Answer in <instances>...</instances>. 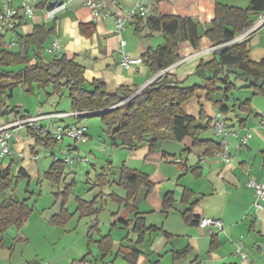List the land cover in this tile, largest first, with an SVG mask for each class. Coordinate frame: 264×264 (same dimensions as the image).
Instances as JSON below:
<instances>
[{
  "label": "crops",
  "instance_id": "0c3cea01",
  "mask_svg": "<svg viewBox=\"0 0 264 264\" xmlns=\"http://www.w3.org/2000/svg\"><path fill=\"white\" fill-rule=\"evenodd\" d=\"M54 1L65 3L66 7L54 20H48L45 12ZM112 1L106 0L108 8L103 13L93 12L85 5V0H47L44 7V0H11L9 5L13 8H20L23 4H28L35 9L34 18L22 24L17 29L16 34L30 36L36 26H44L46 29L53 30L41 52L46 62L60 56H65L69 60L74 59L84 67V78L87 84L91 85L96 80L101 81L104 83L105 91L108 94H114L121 87L130 88L137 93L166 74L174 82H185V87L203 85L200 79L194 77L196 68L201 61L211 62L217 52L207 38L203 37L198 50H195L189 43H184L180 47L181 59L179 62L165 71L153 73L144 55L149 50L155 51L163 46L164 43H161L160 38L155 36L159 33L150 32L143 25L142 33L137 34V20L134 19L126 23L127 27L132 29V34L124 31L118 35L115 31L114 18L107 17L104 13L112 12V9L118 7L129 8L138 0H115L116 7L112 5ZM149 1L151 10L148 17L159 15L191 17L199 23L201 34L213 27L212 23L215 19V9L218 3L239 9L249 7V0ZM3 8L4 2L0 0V11ZM257 18L260 16H252L251 20L255 22L254 20ZM82 26L86 27L84 31L81 29ZM0 32V37L4 35V41L9 45L8 51L18 52L15 35L8 31L12 38L7 42V32L4 33L2 30ZM246 32L237 35L231 44L247 40L249 59L254 63L263 62L264 26L248 38H245ZM143 34H145V40H140L141 42L138 39L134 40L133 35L142 36ZM121 40L126 41V54L133 60H143L141 64L134 65L129 70L121 67ZM55 43L59 46L58 50L50 52L49 50ZM35 50L36 46L33 45L30 49L31 57H33ZM1 51H3V47H0ZM23 67L17 66V71ZM5 70L17 72L14 71V67ZM233 78L231 77V81ZM240 84L241 87H237V90L232 92L231 100L224 103L226 107L230 108V111L225 115V128L229 132L239 133L238 138L232 136L229 138L230 152L227 161L221 159L218 156L219 153L212 150L207 151L206 147L195 146L190 138H185L181 142L160 141L154 151L150 150L147 143L133 151L111 143L114 152H110L108 158L104 160L105 167L101 168V175L104 176V181L109 182V184L104 183L102 187L99 186L101 183L100 174H96L95 181V189L101 187L107 189V192L105 193L98 188L94 198L88 201L85 199V195H74V189L77 186L75 181L77 170L74 168L67 170V164L55 157L53 162L59 160L64 165L66 164L62 181L57 185L59 188L63 185L64 188L58 192V196L56 195V198H62L60 210L48 219L49 223L52 225V218L66 210L71 218L63 226L65 229L63 235L68 238L70 234L76 232L83 218H94L86 217L79 211L84 203L94 202L99 213L91 226L100 233L99 217L102 214H107L108 225L111 228L108 234L101 236L100 239L110 236L113 240L112 251L107 257L102 256L104 258L102 262L111 256L113 257L112 264H115L119 259L122 260V264H126L124 257L130 252L129 249H138L141 255L137 259V264H264V203L261 202L263 208L257 210L255 204L258 200L254 191L248 187L250 180L264 186V126L262 125L264 121V95H254L253 91L243 88L245 85L242 82ZM22 89L26 91L27 87ZM42 91L47 99V103L44 102L43 104H49V101L62 97L65 89L59 96L54 93L53 86L41 88L34 85L32 94L39 93L41 96ZM14 92L15 90L12 93V98ZM234 92L237 96H234ZM239 94L244 95L245 99L240 98ZM206 95V92L199 90L192 99L182 106L184 113L200 120L199 123L203 127L207 126V120L213 119L220 113L218 107L206 99ZM215 98L220 99V95H216ZM247 101L249 105L239 109V106ZM9 108L10 110L15 109V114L20 112L21 108L25 109L23 104L17 105V108L11 106ZM44 108L41 105V108L37 106L35 110L40 113V116L76 112L73 110L72 104L69 113L58 112L57 108L53 106L47 111ZM29 110L28 108L25 111L30 112ZM91 113L98 112L93 111ZM91 118L98 117L44 118L50 121L44 120L43 122L56 124V127H67L73 123L85 126L87 128L86 135L78 143H87L88 138L92 140V137L89 136L88 125H83L82 121ZM66 119L69 121L64 123ZM11 122L9 118L6 121L5 118L0 119V127ZM39 122H41L42 127L50 132L48 125L42 124L41 120ZM209 132L215 136L202 137ZM247 133H251L252 138L247 145L243 146L240 144V138ZM30 135H32L30 132L27 133L24 136V141L19 139L12 142L14 138H11V162L5 166L3 160H0V170L7 168L12 170L15 181L13 187H17L21 179L27 180L29 186L33 180L41 184L38 173H31L29 167L31 160L26 158L27 152L32 154L36 152L33 140L29 139L31 142H27V137ZM200 139L213 141L220 146V137L213 128L203 132ZM57 149L64 154L68 153V156L65 157H70L72 153L79 151L77 146H64L63 142ZM52 156L54 157V154ZM34 161L37 162L38 158ZM53 162L49 165V169L44 175L45 178ZM68 165L73 166L74 163H68ZM92 168L91 171L86 172L87 176L96 170V165H92ZM123 168L147 175L149 182L153 185L151 191L142 188L129 203L135 206L139 218L144 219L146 227L156 230L155 232L147 231L144 236V243L140 245L137 244L139 236L133 232V224L126 227L119 222L120 215L127 214L126 211L123 213V206L117 202L118 199L126 197V191L119 185ZM113 188H116L117 191ZM120 189L122 192L118 191ZM90 190L92 189L90 188ZM166 196L172 198L168 208L164 204ZM73 200L77 205L74 212L71 211L70 205ZM31 208L34 213L33 206ZM189 215L196 220L204 218L220 220L223 223V229L218 231L216 236H211L208 230H202L197 225L190 224L186 219ZM31 217L24 227L29 226ZM130 217L131 219L134 218L133 215ZM74 220H77V225L72 223ZM88 233V235H92L89 231ZM127 238L129 239L127 240ZM1 239L3 246L0 250L9 249L12 251L13 245H7L4 236H0ZM239 249L241 250L240 253L246 255L247 260L242 259ZM88 255L89 253L81 257L80 261L90 262ZM75 262L77 260H73V264ZM27 264H36V262H28Z\"/></svg>",
  "mask_w": 264,
  "mask_h": 264
},
{
  "label": "trees",
  "instance_id": "16d2710c",
  "mask_svg": "<svg viewBox=\"0 0 264 264\" xmlns=\"http://www.w3.org/2000/svg\"><path fill=\"white\" fill-rule=\"evenodd\" d=\"M46 2L47 0H44L43 7ZM262 15H264V0H249L247 9L218 3L213 27L203 34L200 33L199 23L191 17L159 15L137 18V34L142 33L144 25L150 32L159 33L164 38L163 46L155 51L149 50L144 55L153 73L165 71L179 62L180 47L184 43H189L198 50L205 37L214 48H219L211 62L201 61L196 68L194 77L203 82L202 86L185 87V82H174L166 74L138 93L130 88L121 87L114 94H108L104 83L98 80L89 87L84 78V67L74 59L69 60L65 56H60L45 61L41 52L53 32L52 29L36 26L32 35L21 36L16 34L17 29L22 26L20 24L11 31L15 35L18 52L8 51L9 45L5 43L4 35L0 37V47H3V51L0 52V119L16 112L15 109L10 110L7 105V100L12 98L16 88L27 87L26 92L32 94L34 85L41 88L53 86L54 93L59 96L64 89L68 90L73 110L97 111L95 117L101 120L111 143L115 145L133 151L147 143L150 150L154 151L160 141L181 142L185 138H190L195 146L221 153L223 150L217 143L200 139L203 132L213 128L212 119L207 120V126L203 127L199 123L200 120L184 113L182 106L192 99L197 91L203 90L207 94L206 99L212 101L221 114L226 115L230 108L224 103L230 101L232 92L237 90L231 77H234L235 82H242L245 85L243 88L253 91L254 95H264V61L254 63L249 59L247 40L231 44L237 35L253 27L252 16ZM85 28L82 26V31ZM33 45L36 46V50L31 57L30 49ZM15 66L24 67L17 72L5 70ZM216 95H220V99H216ZM248 105L247 101L241 104L239 109ZM16 114L20 115V112ZM80 118L82 117L77 119ZM29 132L37 138L38 143L41 142L48 148L56 149L62 143L45 135L43 131L29 130ZM64 172L65 165L56 160L46 174V179L58 185L62 181ZM99 180L101 187L104 183H108L104 181L103 175L99 176ZM14 184L11 168L0 170V195L6 194ZM119 185L126 191V197L118 199L117 202L123 206V213L127 212L126 215H120L119 222L126 227L133 224V232L139 236L137 244H143L145 233L156 230L147 228L144 219L139 218L135 206L129 203L142 188L151 191L153 185L147 175L125 168L122 169ZM171 201L172 198L166 196L165 207L168 208ZM79 211L86 217H96L99 213L94 202L84 203ZM32 213L33 209L28 204V200L21 201L14 196L5 199L0 204V236L3 237L12 228L22 229ZM131 215L134 216L133 219ZM70 218L71 215L63 210L58 216H54L51 222L64 226ZM186 219L190 224L199 227L200 220L192 219L191 215ZM98 245L105 256L111 253L113 240L110 236H105ZM2 246L1 239L0 248ZM129 250L130 252L124 257L126 264H137V259L141 255L140 250Z\"/></svg>",
  "mask_w": 264,
  "mask_h": 264
},
{
  "label": "rangeland",
  "instance_id": "374dc122",
  "mask_svg": "<svg viewBox=\"0 0 264 264\" xmlns=\"http://www.w3.org/2000/svg\"><path fill=\"white\" fill-rule=\"evenodd\" d=\"M145 1L148 4L150 3L149 0ZM258 19L259 18L254 20L255 24L253 25V27L258 24ZM258 30L256 32H258ZM125 31H127L129 34H132L131 32H133L130 27H127V25ZM133 36L134 40H145V34H143L142 36ZM155 36L156 38H160L161 43H164V38L161 35L157 34ZM11 38V33H7L6 41L9 42ZM14 69V71H17V66H15ZM196 81L199 80L197 79ZM232 81L238 88L241 87L239 81L235 82L234 78L232 79ZM88 86L91 87L90 85ZM234 94V96H237L235 92ZM238 96L242 99H245L244 95L239 94ZM46 101L47 99L43 91L41 93V96H39V93L29 94L22 88H16L14 92V97L12 99H8L7 103L9 106L16 108L17 105L23 104V107L25 109L21 108L19 110L20 115L25 114L28 117L39 116L40 113L36 112L35 107L40 106L41 108V105L45 107L44 109H46V111L48 109L50 110L52 106L56 107L58 112L69 113L71 111V101L69 99V92L66 89L62 97H58L53 101H49V104L52 102L50 105L43 104ZM28 108L30 109V112L25 111ZM18 117L19 115L13 113L5 117V121L7 120V118H9V120L13 122ZM44 120H50L43 119L41 121L42 124L45 123L46 125H48L50 131L49 137H51V135L53 136L56 132V124L53 125L50 122H43ZM68 121L69 120L66 119L64 123H67ZM82 123L83 125H88L89 136L92 137V140L88 138L87 143H78L74 142L70 138H65L63 144L64 146L71 145L77 146L79 148L78 152L72 153V155L70 156L72 159H74V165L70 166L67 164L66 166L67 170H71L72 168L77 170V175H75V181L77 183V186L74 189V195H85V199L91 201L97 193L98 188L102 189L101 187H97V189H95V181L97 178L96 176L98 174L101 175V168L105 167L106 165L104 160L107 159L110 155V152L113 151V146L111 145V141L106 133L105 126L103 125L100 119L91 118L87 119L86 121H82ZM40 124L41 122H39V125ZM27 133H29V129L27 128H20L14 130L12 134V138L14 139L12 140V142L18 141L19 139L24 141V136H26ZM213 136L215 135L209 132L203 135L202 137L206 138ZM29 139L33 140L34 146H36V152L35 154L27 152L26 158L27 160H31L29 166L31 169V173H38L41 184H38L36 180H33L29 186V182L27 180L21 179L17 187H13L6 194L0 195V203H2V201L7 199L8 197L14 196L21 201L28 200L29 205L33 206L34 208V213L30 219L31 223L29 224V226L24 227V230L12 228L4 235L5 242L7 243V245L9 244V246L13 245V249L12 251H10L9 249H6L5 251L0 250V264H27L28 262H36V264H73V260H77V262H79L81 257L87 255L88 253L89 255L87 257L91 262L90 263L89 261H87L88 264H112L111 261H113V257L111 256H109L104 262H102V260H104L102 256L107 257L108 255L104 256L103 253H101L98 245V242L101 240L100 237L107 235L111 228L108 225L109 218L107 214H102L99 217V229L101 234L98 231H95L91 226L96 220H94L95 217L83 218L80 224L78 225L76 232L70 234V237L68 238L66 237V235H63L65 229L62 225H51L49 223L48 219L55 213H58V211L60 210L62 198H56V195L59 191H62L64 187L62 185L59 188V186H57L56 184H53L48 181L44 177V175L48 171L49 165L51 164V162H53L55 157L57 159L64 160L65 156H68V153L64 154L61 150L57 148H48L41 144V142L36 144L37 138L32 135H30V137H27V142H31L29 141ZM53 154L54 157L52 156ZM34 156L38 157L37 162L34 161ZM78 158H87L89 164L79 163ZM10 159L11 156H7L3 159V163L5 166H8L10 164ZM116 159L118 158L116 157ZM92 165H96V170H93L91 175L87 176L86 172L91 171L93 169ZM107 184H109V182ZM90 188L94 191L90 190ZM113 190L117 191L116 188H113ZM101 191H104L106 193L107 189L104 188ZM118 191L122 192L121 189ZM70 205L71 211L74 212L77 206L74 200ZM72 223L77 225V220H74ZM88 231L92 235H88ZM122 263L123 262L121 259L115 262V264Z\"/></svg>",
  "mask_w": 264,
  "mask_h": 264
},
{
  "label": "built area",
  "instance_id": "2783aa9c",
  "mask_svg": "<svg viewBox=\"0 0 264 264\" xmlns=\"http://www.w3.org/2000/svg\"><path fill=\"white\" fill-rule=\"evenodd\" d=\"M4 8L0 11V28L1 30L6 33L8 31H12L17 28L20 24H24L27 20H31L34 18L35 9L34 7L23 4L20 8H13L9 4L11 0H3ZM85 5L88 6L93 12L103 13L105 9H107L106 0H85ZM113 6H117L115 0L112 1ZM66 7L65 3H59L54 1L51 3L49 8L46 9L45 16L48 20H54L57 15L62 12ZM151 7L145 0H138V2L132 5L129 9L125 8H114L112 12H105V16L113 17L115 20V31L118 35H121L126 29V23L128 21L137 19V18H147L150 14ZM264 26V15L260 16L258 24L248 30L245 33V38H248L252 33L256 32L258 29ZM120 65L126 70H129L132 66L141 64L143 60H133L131 59L125 51L126 42L121 40L120 43ZM59 48L58 44H53L52 48L49 50L50 52L57 51ZM219 47H215L214 49L217 50ZM140 92V91H139ZM138 93V92H137ZM92 114L91 112H74L70 114H59V115H51V116H37V117H28L25 114L19 115V117L2 127H0V160H3L7 156L11 155L10 149V141L12 138L13 131L20 128H27L32 131H43L45 134L50 135V132L42 126L39 125V121L44 118H79V117H86V115ZM225 115L219 113L216 117L212 119V126L215 133L220 137V146L222 148V152L218 154V156L227 161L229 158L230 152V144L229 138L239 137L238 132H229L225 128ZM264 126V121L262 122ZM87 128L85 126H81L78 123H73L67 127H57L55 134L50 138L54 139L58 142H63L65 138H70L74 142H78L84 139L86 135ZM252 138L251 133L245 134L243 137L240 138V144L245 146L249 143L250 139ZM38 157L34 156V160ZM64 163H74V159L70 157H65L63 160ZM78 162L82 164H89L87 158H78ZM248 187L254 191V194L257 198V202L255 207L257 210H261L263 207L260 204L261 202L264 203V186L254 180H250L248 183ZM199 228L202 230H208L211 236H216L218 231L223 229V223L220 220L216 219H201L199 222ZM241 250L239 249V253ZM242 259L245 261L247 257L244 253H240ZM74 264H88L85 261L75 262Z\"/></svg>",
  "mask_w": 264,
  "mask_h": 264
},
{
  "label": "water",
  "instance_id": "95a60500",
  "mask_svg": "<svg viewBox=\"0 0 264 264\" xmlns=\"http://www.w3.org/2000/svg\"><path fill=\"white\" fill-rule=\"evenodd\" d=\"M98 114V113H92V114H89V115H86V117H95V115Z\"/></svg>",
  "mask_w": 264,
  "mask_h": 264
}]
</instances>
